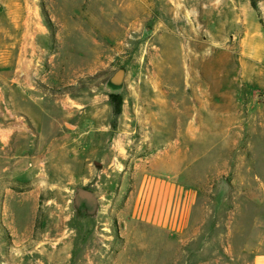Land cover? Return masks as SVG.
<instances>
[{"label": "rangeland", "instance_id": "rangeland-1", "mask_svg": "<svg viewBox=\"0 0 264 264\" xmlns=\"http://www.w3.org/2000/svg\"><path fill=\"white\" fill-rule=\"evenodd\" d=\"M28 44L53 71L31 80L38 98L73 111L16 131L0 120V264H250L264 251V0H0V96ZM119 68L115 114L103 85ZM189 133L188 228L145 233L125 216L132 176ZM78 189L94 213L76 210Z\"/></svg>", "mask_w": 264, "mask_h": 264}, {"label": "crops", "instance_id": "crops-1", "mask_svg": "<svg viewBox=\"0 0 264 264\" xmlns=\"http://www.w3.org/2000/svg\"><path fill=\"white\" fill-rule=\"evenodd\" d=\"M40 23V18L24 21L23 25L26 28L30 27L23 35H37L35 27ZM13 26H16L15 21ZM28 46L20 49L16 67L1 74V76H7L10 83L7 88V97L0 96V120L9 121L6 129L8 131H16V122L20 119L35 124L32 120L33 114L37 116L39 114L42 119L50 120V123L55 126L63 119L64 108H67L66 112L73 111L71 104H65V99L38 98V90L32 85L31 80L39 77L51 83L49 77L53 71L47 69L48 66L44 60L40 59L35 51L33 52L31 45L28 44ZM42 69H45L44 73ZM21 89L23 95H21ZM30 105H33L36 110H31ZM184 137L187 138V144L182 145L179 139L174 138L168 141L163 149L143 157L141 159L143 163L138 165L142 171L137 170L135 176H132L135 184L124 202L131 211L125 216L129 215L132 221L146 227L145 233L151 231V233L164 232L172 235L182 233L188 228L191 214L187 210L193 200H191V193L185 191L188 187L179 181L177 174L183 170L177 168V165L186 164V158L190 157V153L187 154L186 151H190V142L195 140L197 135L189 133L184 134ZM6 145L9 150L12 148L9 142ZM6 145L4 144V148ZM182 156L184 160H181ZM253 253L250 264H264V251L254 250Z\"/></svg>", "mask_w": 264, "mask_h": 264}, {"label": "water", "instance_id": "water-1", "mask_svg": "<svg viewBox=\"0 0 264 264\" xmlns=\"http://www.w3.org/2000/svg\"><path fill=\"white\" fill-rule=\"evenodd\" d=\"M153 30L148 26H145L142 31L141 38L145 39L152 34ZM126 72L124 69L119 68L115 70L105 81L103 85V91L108 95H121L124 90V80ZM74 200L78 202L79 200H88L92 203L93 207L96 205V198L93 192L85 189H78Z\"/></svg>", "mask_w": 264, "mask_h": 264}, {"label": "flooded vegetation", "instance_id": "flooded-vegetation-1", "mask_svg": "<svg viewBox=\"0 0 264 264\" xmlns=\"http://www.w3.org/2000/svg\"><path fill=\"white\" fill-rule=\"evenodd\" d=\"M73 203L75 204L76 210H79V211L83 210L87 214L94 213V211L96 210V207H97V200H96L95 207H93L92 203L89 202L88 200H79L78 202H76L74 200Z\"/></svg>", "mask_w": 264, "mask_h": 264}, {"label": "trees", "instance_id": "trees-1", "mask_svg": "<svg viewBox=\"0 0 264 264\" xmlns=\"http://www.w3.org/2000/svg\"><path fill=\"white\" fill-rule=\"evenodd\" d=\"M253 7L255 6V2L252 3ZM110 102L113 106L114 113L119 114L121 112L122 99L120 95H110Z\"/></svg>", "mask_w": 264, "mask_h": 264}, {"label": "bare ground", "instance_id": "bare-ground-1", "mask_svg": "<svg viewBox=\"0 0 264 264\" xmlns=\"http://www.w3.org/2000/svg\"><path fill=\"white\" fill-rule=\"evenodd\" d=\"M23 204H25V203H23ZM23 207H26V206H23ZM25 211V210H24Z\"/></svg>", "mask_w": 264, "mask_h": 264}]
</instances>
